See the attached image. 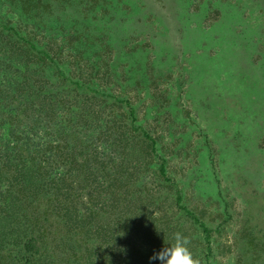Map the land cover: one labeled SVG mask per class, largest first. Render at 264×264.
Segmentation results:
<instances>
[{
    "label": "trees",
    "instance_id": "16d2710c",
    "mask_svg": "<svg viewBox=\"0 0 264 264\" xmlns=\"http://www.w3.org/2000/svg\"><path fill=\"white\" fill-rule=\"evenodd\" d=\"M159 1L171 17L175 41L190 56L195 77L199 74L203 82L208 76L206 70L212 69L217 86L227 89L232 98L236 93L245 97L228 101L229 114L243 117L241 121L239 116L235 117L237 130L255 132L254 148L258 150L256 159L260 164L259 144L264 136V65L254 69L247 59L257 46H253V37L258 33H246L243 37L236 33L238 29H246H242L243 13L232 4L215 5L212 0L203 1L202 5L197 4L198 0L195 5L194 0ZM127 2L133 3L132 11L146 2L149 9L154 8L153 0H0V264H139L140 256H145L149 247L150 251L152 246L156 247L159 239L155 220L159 217L153 212L156 209L165 212V209L155 205L154 194L150 201L140 197L132 205L130 199L126 200L128 194L121 197L122 190L128 189L127 182L112 178L109 171L98 176L103 169L93 166V156L83 151L81 141L71 148L72 153L78 148L81 153L65 155L59 142L46 140L49 134L52 136L53 122L59 124L60 107L79 109L77 102H82L77 96V102L71 101L69 94L53 88L49 84L51 74H57L76 93L83 91L93 97L115 98L124 105V120L116 125L115 136L126 155L115 165L117 168L113 167V173L129 174L128 181L136 183L141 175L132 180L133 170L138 167L141 172L156 166L154 174L169 184L168 187L175 188L176 207L204 231L208 246L205 264H210L211 229L183 203L182 190L169 176L168 159L160 152V136L148 131L130 99L113 95L109 89L99 88L91 80L82 81L81 75L68 72L65 50H70L72 58L78 61L92 62L93 57L101 58L103 48L107 50L111 46L110 37L115 40L117 36L136 35L145 30L142 28L144 14L138 10L131 11L127 20L124 19L128 13ZM257 3L264 11V0ZM215 10L223 15L213 31L195 35L193 21L201 28L204 19ZM8 11L10 17H7ZM214 44L218 45L219 54H212L210 46ZM162 48L170 49L171 53L183 51L168 44ZM117 57H120L117 62H121V54ZM250 74L257 76H253L255 83L249 80ZM72 125L62 131V138L74 135L80 126ZM104 133H108V127L98 135ZM137 137L140 141L133 143ZM54 138L59 139L56 135ZM82 144L89 146L86 142ZM139 145L141 150L137 149ZM246 146L251 155V147ZM229 150L230 153L225 150L221 156L229 155L233 164L235 150ZM125 159L130 163H123ZM81 169L86 170L84 178H80ZM258 184L255 182L252 189L247 186V192L255 190ZM83 191L90 195H83ZM118 227L123 233H117Z\"/></svg>",
    "mask_w": 264,
    "mask_h": 264
},
{
    "label": "rangeland",
    "instance_id": "374dc122",
    "mask_svg": "<svg viewBox=\"0 0 264 264\" xmlns=\"http://www.w3.org/2000/svg\"><path fill=\"white\" fill-rule=\"evenodd\" d=\"M153 1L154 8L149 9L146 2V5L139 4V8L134 11L133 3L125 4L128 13L124 15V19L127 20L126 16H129L131 11L138 10L140 14H144L142 28L145 30L137 33V36L130 33L117 36L115 40L110 37L109 42L104 37L111 46L107 50H101V58L93 57L92 62L87 59L78 61L72 58L70 50H65V57H70L66 59L63 56L70 66L68 72L70 75H81L82 81L91 80L93 85L109 89L113 95H123L130 99L148 131L160 136V152L168 159L169 176L182 190L183 203L211 229L210 264H264V136L259 144L262 154L259 164L256 159L258 150L255 151L254 148L255 132L237 130L235 117L239 116L240 121L243 117L229 114L228 101L245 97L236 93V97L232 98L227 89L217 86L213 80L212 69L206 70L208 76L203 81L205 83L198 78L199 74L195 77L196 70L189 62V54H184V48L174 39L171 17L166 15L167 10L162 2ZM203 1L209 2L198 0L197 4L202 5ZM212 2L222 6L232 4L243 13L242 29L246 30L238 29L236 33L241 37L246 33H258L253 37V46H257L250 51L247 59L254 69L264 65V11L257 3L258 0ZM195 3L196 0L194 5ZM152 14L157 17H152ZM221 14L220 11H211L201 28H197L196 22L193 21L192 30L195 35L212 32L215 24L221 19ZM10 16L8 11L7 17ZM197 20L199 19L196 18ZM166 44L178 46L183 51L171 53L168 48L161 49V46ZM212 46V54H219L218 45ZM224 48H227V45L223 46ZM119 54L123 59L118 63ZM171 54L179 56L170 57ZM92 67L94 69L91 71ZM51 76L49 84L53 88L65 95L69 94L71 101L77 102V96L82 102H77L81 107L79 109L74 106L60 107L59 124L53 122V137L49 134L46 140L59 142L65 155L81 153L79 148L74 153L71 151L77 141L88 143V147L82 143L80 145H83V151L93 156V166L103 169L98 176L109 171L112 178L127 182L129 192L128 189L122 190V198L128 194L126 200L130 199L133 205L136 200L140 201V197L150 201L154 194L155 205L165 209V212L157 209L153 212L159 217L155 219L160 232L159 239L151 251L147 246L148 253L140 256L139 264H159L158 261L150 262L149 257L174 242V236L178 232L188 238L189 247L199 264H205V256L208 253L205 233L188 214L176 207L173 199L175 188L168 187L169 184L154 174L156 166L141 172L138 167L133 170L132 180H136V175H141L136 183L128 181L129 174L119 176L113 173V167L117 168L115 165L126 155L122 153L123 148L116 142L115 136L118 130L116 125L124 120V105L117 103L115 98L101 95L93 97L83 91L76 93L77 90L62 82L57 74ZM249 76V80L255 83L253 76H257ZM201 84L207 86L203 89ZM253 86L258 87V84ZM77 123L80 126L74 135L61 137L64 134L62 131L74 127L72 124ZM107 127L108 133L98 135L100 130ZM55 135L59 137L58 140L54 138ZM97 137H100L99 141L94 145ZM132 141L138 143L140 138ZM246 145L251 147V155ZM230 148L235 150L232 156L233 164L228 158L229 155H223L225 158L221 156L225 150L230 153ZM137 149L141 150L142 146L139 145ZM123 163L130 161L125 159ZM81 171L83 174L86 170ZM259 171L260 176L254 175ZM84 177L85 174L80 178ZM255 182L259 183L258 187L255 185V190L248 193L246 187L252 189ZM163 186L165 188L160 192ZM83 195L90 194L83 191ZM118 232L123 233L120 227L117 228ZM125 249L129 251L127 247Z\"/></svg>",
    "mask_w": 264,
    "mask_h": 264
},
{
    "label": "clouds",
    "instance_id": "9594fccd",
    "mask_svg": "<svg viewBox=\"0 0 264 264\" xmlns=\"http://www.w3.org/2000/svg\"><path fill=\"white\" fill-rule=\"evenodd\" d=\"M149 260L159 264H199L189 247L188 238L179 232L175 234L174 242L155 252Z\"/></svg>",
    "mask_w": 264,
    "mask_h": 264
}]
</instances>
